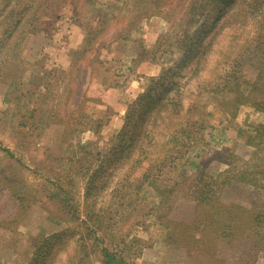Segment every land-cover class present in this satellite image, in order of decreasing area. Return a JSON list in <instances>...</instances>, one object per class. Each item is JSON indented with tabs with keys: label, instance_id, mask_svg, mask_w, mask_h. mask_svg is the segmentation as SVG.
<instances>
[{
	"label": "rangeland",
	"instance_id": "obj_1",
	"mask_svg": "<svg viewBox=\"0 0 264 264\" xmlns=\"http://www.w3.org/2000/svg\"><path fill=\"white\" fill-rule=\"evenodd\" d=\"M259 125L264 0H0V264H264Z\"/></svg>",
	"mask_w": 264,
	"mask_h": 264
},
{
	"label": "trees",
	"instance_id": "obj_2",
	"mask_svg": "<svg viewBox=\"0 0 264 264\" xmlns=\"http://www.w3.org/2000/svg\"><path fill=\"white\" fill-rule=\"evenodd\" d=\"M205 25L201 24L197 30L198 32V36L200 35V33L205 32V30H202V28H204ZM192 51L191 46L186 45L185 48V52L183 54V66L187 63V60L189 58L190 52ZM146 97V94H141L139 95L138 99L130 106L127 115H126V120L125 123L121 129V132L118 134V139H122L124 140L127 136H128V132L129 136L128 137H132L134 134V129H136L137 126V118H138V114H139V109H140V99L143 100ZM145 109L143 108L141 110V115L145 114ZM135 113H137V116L134 117L133 115H135ZM258 127H261L262 129H264V125H259ZM258 130L257 134L259 136L264 135V130ZM184 132V129H183ZM189 137V136H188ZM171 138V140H170ZM170 138L168 139V142H175L176 144L181 143V141L183 140V144L186 142L187 139V135L186 134H181L179 133V131H173L170 134ZM123 144V142H122ZM120 147L118 144L115 146V148ZM8 155L12 156L11 152L6 149ZM166 158V154L163 155ZM244 178V176H243ZM157 180V179H156ZM248 181V180H247ZM261 185V184H260ZM208 188V186H206ZM261 187V186H260ZM157 189V188H156ZM173 189H171L170 191H172ZM216 192L213 191L212 188L209 189V191L204 187V190L199 192V197H201V200L205 201L207 204L212 203V208H213V214L215 215V221H216V227H214V231L218 234V235H227L228 238H232L235 236L237 237L238 234L236 235V230H237V223L235 222L236 220H239L238 218H233V212L230 211L229 209L226 210L227 207L222 205H219V203L216 204ZM216 204V205H215ZM250 221L255 225V228H253V232L250 235V237L255 236L257 234V227L258 223L261 222V226L264 228V211L262 210L261 212H257V213H252L251 214V218ZM208 224V223H207ZM207 226V225H206ZM205 226V227H206ZM203 227V228H205ZM199 237H201L200 235H198ZM199 237H197L199 239ZM219 237V236H218ZM195 238V237H194ZM196 238V239H197ZM199 241V240H198ZM253 245V244H252ZM264 246V235L261 236L258 240H257V247L258 248H262ZM252 248H254V246H252ZM246 249V248H245ZM248 249V247H247ZM250 254V250L247 251H243V253L241 254V256L244 257H248Z\"/></svg>",
	"mask_w": 264,
	"mask_h": 264
}]
</instances>
